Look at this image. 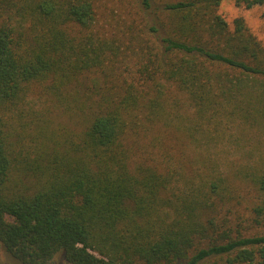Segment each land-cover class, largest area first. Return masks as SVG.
I'll return each mask as SVG.
<instances>
[{
  "label": "trees",
  "instance_id": "1",
  "mask_svg": "<svg viewBox=\"0 0 264 264\" xmlns=\"http://www.w3.org/2000/svg\"><path fill=\"white\" fill-rule=\"evenodd\" d=\"M100 1L0 0V249L20 264H264V233L218 216L247 183L264 226V44L222 0H117L127 30Z\"/></svg>",
  "mask_w": 264,
  "mask_h": 264
},
{
  "label": "rangeland",
  "instance_id": "2",
  "mask_svg": "<svg viewBox=\"0 0 264 264\" xmlns=\"http://www.w3.org/2000/svg\"><path fill=\"white\" fill-rule=\"evenodd\" d=\"M102 1V2H101ZM99 5L101 7V22L105 25H115L116 20H118L121 26L127 30V25L129 21H132V17L129 16L130 5H125L121 7L118 5L117 0H101ZM102 5V6H101ZM103 7V8H102ZM219 13H221L228 21H232L235 17L242 16L244 17L247 25L250 29L257 35V37L264 44V3L254 5L251 8H246L243 5H238L236 0H222L219 6ZM134 57H128L124 60L123 64H118V73L120 77L118 79H123L128 77V80H131V74L137 69L133 60ZM136 74L138 75L137 71ZM119 80L117 83L119 84ZM105 80L103 77L100 78L99 85L102 88L104 87ZM101 87H98L97 90ZM55 121L59 120L57 115H52ZM66 116V117H65ZM61 116L64 122L73 125L74 122H77L78 116L73 118L67 117V115ZM150 136V134H148ZM243 142V139L240 140ZM193 154H195V148H193ZM233 156V155H232ZM247 159L239 160L237 163L239 165L245 163ZM237 187V186H236ZM237 198L228 204L224 205L221 212H219V221L221 218H227V225H230L234 229L243 227L242 231L245 235H253L264 233V226H255L254 225V212L253 207L259 202L261 198L260 192L255 190L251 185L244 184L242 188L237 187L236 190ZM253 223V224H252ZM0 264H20L17 259L12 257L5 248L0 249ZM55 264H65L64 261L60 258ZM208 264H224V260L221 258H212L208 261Z\"/></svg>",
  "mask_w": 264,
  "mask_h": 264
}]
</instances>
